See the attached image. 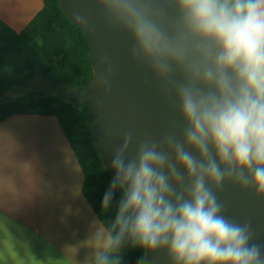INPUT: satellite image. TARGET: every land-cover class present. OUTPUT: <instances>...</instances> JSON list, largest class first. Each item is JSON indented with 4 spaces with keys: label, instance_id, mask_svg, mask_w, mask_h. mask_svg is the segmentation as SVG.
Listing matches in <instances>:
<instances>
[{
    "label": "clouds",
    "instance_id": "obj_1",
    "mask_svg": "<svg viewBox=\"0 0 264 264\" xmlns=\"http://www.w3.org/2000/svg\"><path fill=\"white\" fill-rule=\"evenodd\" d=\"M91 2L131 38V61L183 127L141 139L131 158L124 134L101 202L108 219L93 221L82 264H120L126 247L166 251L170 264H264L251 224L227 218L217 195L231 183L264 199V0ZM100 65L108 95L113 65Z\"/></svg>",
    "mask_w": 264,
    "mask_h": 264
},
{
    "label": "crops",
    "instance_id": "obj_2",
    "mask_svg": "<svg viewBox=\"0 0 264 264\" xmlns=\"http://www.w3.org/2000/svg\"><path fill=\"white\" fill-rule=\"evenodd\" d=\"M43 0H0V19L23 31ZM59 121L14 115L0 124V264H82L99 219Z\"/></svg>",
    "mask_w": 264,
    "mask_h": 264
},
{
    "label": "trees",
    "instance_id": "obj_3",
    "mask_svg": "<svg viewBox=\"0 0 264 264\" xmlns=\"http://www.w3.org/2000/svg\"><path fill=\"white\" fill-rule=\"evenodd\" d=\"M43 3L21 32L0 19V124L14 115L57 118L85 175L83 194L98 218L106 221L101 202L114 175L103 163L91 110L63 95L64 89L85 90L93 80L90 45L60 0ZM146 253L126 247L120 264H144Z\"/></svg>",
    "mask_w": 264,
    "mask_h": 264
},
{
    "label": "water",
    "instance_id": "obj_4",
    "mask_svg": "<svg viewBox=\"0 0 264 264\" xmlns=\"http://www.w3.org/2000/svg\"><path fill=\"white\" fill-rule=\"evenodd\" d=\"M60 6L84 33L94 68V78L85 90L64 89L63 95L75 98L79 105L91 110L95 140L103 163L115 175L111 161L125 133L132 132L134 136L127 154L131 158L141 139L159 140L171 130L173 122L177 130L183 127V122L174 103L160 95L153 75L131 61V38L108 28L101 11L91 0H60ZM78 16L88 19L87 27L80 24ZM102 57L113 65L108 95L97 88L95 81L96 73L98 77L101 72ZM217 195L225 206L224 215L238 223L249 222L255 233V242L264 246V199L257 198L254 191H242L231 183H226ZM144 264H170V261L166 251L153 253L147 250Z\"/></svg>",
    "mask_w": 264,
    "mask_h": 264
}]
</instances>
